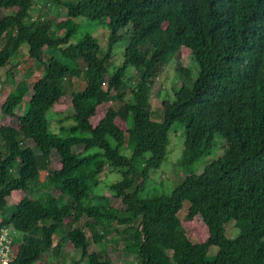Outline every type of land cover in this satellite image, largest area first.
Instances as JSON below:
<instances>
[{"label": "trees", "instance_id": "16d2710c", "mask_svg": "<svg viewBox=\"0 0 264 264\" xmlns=\"http://www.w3.org/2000/svg\"><path fill=\"white\" fill-rule=\"evenodd\" d=\"M0 13V82L23 50L40 66L0 107L12 120L0 122V229L15 232L8 264H48L67 242L79 258L64 264H113L120 250L135 264H264V0H0ZM169 74L178 88L162 86ZM68 93L71 124L55 132L49 114ZM172 128L181 181L142 198ZM106 167L120 179L97 197ZM196 218L203 242L182 225Z\"/></svg>", "mask_w": 264, "mask_h": 264}, {"label": "rangeland", "instance_id": "374dc122", "mask_svg": "<svg viewBox=\"0 0 264 264\" xmlns=\"http://www.w3.org/2000/svg\"><path fill=\"white\" fill-rule=\"evenodd\" d=\"M37 2V0H36ZM41 2V1H40ZM39 2V3H40ZM45 3L40 4V11L41 14H46V11H48L46 6H44ZM9 12H4L3 14H8ZM2 13H0V16H3ZM34 16H37L36 14ZM96 24V23H95ZM101 30V29H99ZM81 32H86L84 29L81 30ZM102 35V30L99 31ZM105 34V32H104ZM81 35V34H80ZM99 40V42L103 41L104 38H100L96 36ZM102 44V42H101ZM122 45L118 46L121 47ZM117 47V48H118ZM118 51V50H117ZM120 52L118 51L117 54H115L114 59H113V65H120L122 58L120 57ZM47 58V56L45 57ZM179 63L183 67H191L192 64L189 60H179ZM6 70H9L11 74H13V79L9 80L7 77L4 75L6 73ZM112 70V67L110 71ZM5 72V73H4ZM40 74V66L35 63L34 61L30 60L25 51H21L19 55H17L11 65L7 67L2 74L0 86H1V94H0V107L3 104L5 97L7 93L13 88L14 84L20 79H26L27 82L32 83L33 79ZM168 80H162L161 79V84L164 87L170 88H178L179 87V78L175 76H171L169 74ZM78 81H74L72 83V89L77 90L80 88V85ZM159 87V84L155 83L154 89H157ZM29 97V96H27ZM27 99L22 103L20 107H18L15 111L17 115H23L25 113V107H26ZM152 105L153 107H159L160 106V101L157 98L152 99ZM70 107V95L69 93L66 95L65 98H63L52 110V112L49 114V120L51 122V128L53 131L58 132L60 127L63 128H68L69 125L71 124V121L65 120V118L69 117V114L67 113V109ZM107 106H103L99 109V112L97 116L93 119V123L95 124L100 117H102V114L105 112ZM65 115V116H64ZM59 120H65L63 123L60 125L58 124ZM0 122H3L5 124H10L12 123V120L5 118L1 116L0 114ZM122 126V125H121ZM177 128H172L171 130V145L169 146L168 149V154H167V159L164 161L162 166L159 168V170L153 172L151 175V180L149 181L146 189L144 192L141 194L142 198H147V197H153V196H160V195H169L171 190L181 181V170L177 168V161L180 158V150H181V135L180 131ZM50 168L55 169L58 168V159L55 155L52 156V163L50 165ZM180 175V176H179ZM120 179V175L117 173H114L111 171L109 167L105 168L104 173L102 174L100 178V185L95 191V195L97 197L101 196H110L108 194V188L109 186L118 181ZM55 193V192H54ZM56 194V193H55ZM15 198L13 197V201L17 203L20 201L24 194L23 193H18L17 195H14ZM111 198V197H110ZM111 204L112 206L116 208H121L122 204L120 200L118 199H113L111 198ZM188 208V203H184V206L182 210L178 213L179 218H183V216L186 214ZM185 231L188 233L189 236H191L194 240L198 242H203L207 238V232L203 226V223L199 218L194 219L193 222L191 223H182ZM226 231L228 236H235L237 234V230L234 228L233 223H230L226 227ZM63 232L66 233L67 229H63ZM57 240V238H56ZM54 240V244L57 242ZM122 249V245H121ZM98 248L94 246L90 242L89 246V252H97ZM217 248L212 247L210 248L208 252V257H212L216 254ZM49 256V261L48 264H64V262H70L74 259L79 258V253L76 251L73 246L70 243H65L62 248L58 251L57 254L54 252H50ZM110 259L112 260L113 264H135V255L134 254H129L126 252H123L122 250L116 251V252H111L109 255Z\"/></svg>", "mask_w": 264, "mask_h": 264}, {"label": "built area", "instance_id": "2783aa9c", "mask_svg": "<svg viewBox=\"0 0 264 264\" xmlns=\"http://www.w3.org/2000/svg\"><path fill=\"white\" fill-rule=\"evenodd\" d=\"M15 232L3 227L0 229V264H8L11 259V245Z\"/></svg>", "mask_w": 264, "mask_h": 264}]
</instances>
